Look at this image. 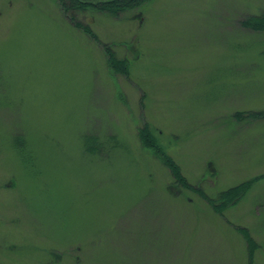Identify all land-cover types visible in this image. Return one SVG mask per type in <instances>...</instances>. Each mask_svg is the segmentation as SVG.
<instances>
[{
  "label": "rangeland",
  "instance_id": "374dc122",
  "mask_svg": "<svg viewBox=\"0 0 264 264\" xmlns=\"http://www.w3.org/2000/svg\"><path fill=\"white\" fill-rule=\"evenodd\" d=\"M110 1L0 0V264H264V0Z\"/></svg>",
  "mask_w": 264,
  "mask_h": 264
},
{
  "label": "trees",
  "instance_id": "16d2710c",
  "mask_svg": "<svg viewBox=\"0 0 264 264\" xmlns=\"http://www.w3.org/2000/svg\"><path fill=\"white\" fill-rule=\"evenodd\" d=\"M131 2V4H130ZM84 3V2H83ZM86 5V8H90L92 7L93 9H95L96 11H103V12H109L111 14H118L119 12H127L128 10H130L131 8H135L137 7V5L141 4V1L137 2V0H113L110 2H106L102 5H93V4H88V3H84ZM130 4V5H128ZM115 5H117V7L115 8ZM85 7L82 6V9H86ZM242 26L253 30L255 32H261L264 33V10L261 14H257V15H253V14H249L245 20L242 22ZM117 61L118 64H116L115 62ZM114 61L112 58L110 60V64H115V65H121L122 68H126V62L125 60H116ZM257 248V247H256ZM255 247L251 250L254 252V250L256 249ZM250 264H253V258H250Z\"/></svg>",
  "mask_w": 264,
  "mask_h": 264
}]
</instances>
